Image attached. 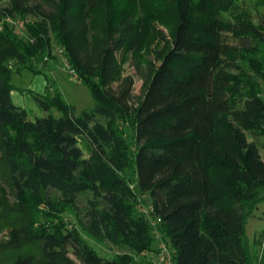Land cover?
Here are the masks:
<instances>
[{
  "label": "trees",
  "instance_id": "1",
  "mask_svg": "<svg viewBox=\"0 0 264 264\" xmlns=\"http://www.w3.org/2000/svg\"><path fill=\"white\" fill-rule=\"evenodd\" d=\"M42 1L49 13L35 0H12L7 10L39 20L29 28V41L0 33V162L9 174L11 194L25 201L24 207L51 192L69 203L91 194L82 228L98 241L138 253L155 241L135 206L139 196L148 195L174 250V264H257L246 227L264 202V160L239 125L264 126V99L252 93L242 107L233 108L230 94H237L239 86L228 68L242 55L222 35L249 36L264 52V27L222 18L226 0H162L172 43L150 77L137 65L147 82L137 101L134 77L121 78L120 53L141 50L146 18L136 17L128 6L113 8L109 0ZM51 32L96 106L77 115L59 92L48 90L34 94L35 102L62 116L31 120L13 101L12 76L21 69L33 72L30 60L51 55ZM6 61H15L16 68ZM128 117L135 126L134 157L115 129L99 120ZM81 141L89 147L88 158ZM132 165L136 190L125 176ZM32 228H11L1 247L19 252L0 264L132 261L100 257L77 231Z\"/></svg>",
  "mask_w": 264,
  "mask_h": 264
},
{
  "label": "rangeland",
  "instance_id": "2",
  "mask_svg": "<svg viewBox=\"0 0 264 264\" xmlns=\"http://www.w3.org/2000/svg\"><path fill=\"white\" fill-rule=\"evenodd\" d=\"M37 7L49 13L51 8L42 0H35ZM113 8H132L136 17L146 18L147 36L141 50L137 53L121 52V78L131 75L135 79L134 95L138 101L144 94L147 82L140 78L137 65L142 68L144 75L150 77L160 65L164 53L171 47L172 38L169 28V19L164 17L162 0H109ZM225 1V0H222ZM227 4L221 7L225 20L249 21L259 27H264V0H226ZM12 0L0 2V33H11L23 41H29V28L39 24V20L31 15L7 13L11 8ZM219 11V10H218ZM217 11V12H218ZM198 16V15H196ZM203 22L202 16L197 17ZM52 53L42 60L32 59L29 69H21L20 73L12 76L14 86V101L25 108L29 119L53 115L60 118L62 114L55 108L50 112L41 109L34 100V94H50L59 92L62 98L76 108V114L84 110H92L96 104L89 87L68 73V62L62 52V48L56 43L54 33H50ZM222 41L236 49L242 56L234 59V67L228 71L234 77V86H239L237 94L231 93L230 100L233 108L242 107L244 99L252 93L259 94L264 99V52L256 41L249 36H242L225 32ZM9 67L16 68L15 61H6ZM67 68V70H66ZM118 82L112 83L116 88ZM49 87V88H48ZM108 127L115 129L130 146L133 157L137 146L135 141L134 121L128 118H119L115 122L99 119ZM235 124V123H233ZM237 126V125H235ZM242 132L250 141H255L259 146L264 160V126L252 123L239 125ZM84 156H90V150L84 141L80 142ZM126 178L131 188L137 189L136 170L134 165L126 172ZM10 180L7 170L0 162V263L9 261L15 252L10 249H2L1 244L8 239L11 228L25 227L34 229H57L63 231H77L81 238L91 246L104 259H114L119 256H128L132 261L125 264H174V250L169 240L160 230V220L155 216L152 200L148 195H141L136 202L137 213L151 226L155 238L152 246L143 252H136L129 247L120 244L115 245L108 241H98L90 236L80 225L89 202L93 201L91 194L81 195L74 203L64 201L60 194L51 192L41 202L24 207L25 201L18 200L10 192ZM22 201V202H21ZM21 205L18 208L17 205ZM21 209V210H19ZM19 210V211H18ZM33 225V226H32ZM247 237L252 247V255L257 264H264V202L260 203L253 216L248 220ZM24 249V248H23ZM21 248L20 251H23ZM35 252H38L35 250Z\"/></svg>",
  "mask_w": 264,
  "mask_h": 264
},
{
  "label": "built area",
  "instance_id": "3",
  "mask_svg": "<svg viewBox=\"0 0 264 264\" xmlns=\"http://www.w3.org/2000/svg\"><path fill=\"white\" fill-rule=\"evenodd\" d=\"M68 66H69V65H68ZM66 70H67V68H66ZM68 73H69L70 75H73L74 77H77V73H76V71L73 70L70 66H69V69H68Z\"/></svg>",
  "mask_w": 264,
  "mask_h": 264
},
{
  "label": "crops",
  "instance_id": "4",
  "mask_svg": "<svg viewBox=\"0 0 264 264\" xmlns=\"http://www.w3.org/2000/svg\"><path fill=\"white\" fill-rule=\"evenodd\" d=\"M12 98H13V101H14V92H12ZM14 103H15V101H14ZM16 104V103H15ZM16 105H18V106H20L19 104H16ZM22 107V106H21Z\"/></svg>",
  "mask_w": 264,
  "mask_h": 264
}]
</instances>
